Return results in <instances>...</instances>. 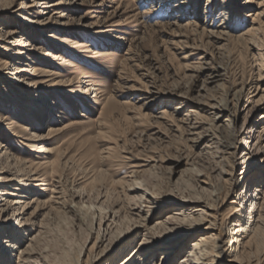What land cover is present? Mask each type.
<instances>
[{"label": "rangeland", "instance_id": "1", "mask_svg": "<svg viewBox=\"0 0 264 264\" xmlns=\"http://www.w3.org/2000/svg\"><path fill=\"white\" fill-rule=\"evenodd\" d=\"M161 1L0 0V35L4 40L14 35L10 43L0 41V143L11 159L1 168L21 182L29 168L39 171L40 181L24 188L29 194L10 186L5 191L27 198L15 197L18 201L33 199L41 207L46 203L34 248L40 264H77L82 259L89 264L96 222L88 214H72L71 204L101 202L106 212L122 208L125 215L144 202L141 192H131L139 182L170 201L190 195L205 199L217 214L236 208L243 214L238 197L250 188L248 181L263 173L264 153L256 154L255 138L264 103H257L248 87L249 103L237 108L231 93L249 77L258 78L254 59L259 58L257 47L264 52V32L253 41L245 33L254 24L249 12H258L257 3L264 0H228L235 38L227 43H218L207 31L223 21L222 0L210 7L209 16L205 11L210 1L198 0V15L188 10L190 15L178 22L172 17L176 0H166V7ZM201 66L224 70L222 84L208 83L205 91ZM15 67L25 69L20 82L12 80ZM223 99H230L235 115L217 124L220 142L205 151L206 142L192 141V134L209 127L207 105ZM228 120L236 122V131ZM190 121L196 129L191 130ZM230 142L236 150L228 147ZM180 160L191 164L182 178L175 174ZM58 198L62 202L55 205ZM171 209L157 207L146 225L165 219ZM133 225L128 219L121 229ZM143 233L141 229L130 246ZM33 234L16 232L17 244L28 247ZM193 241H184V250ZM257 243L259 247L243 254L246 263L263 257L264 233ZM236 249L220 264H235L229 259ZM182 252L170 264H178Z\"/></svg>", "mask_w": 264, "mask_h": 264}, {"label": "bare ground", "instance_id": "2", "mask_svg": "<svg viewBox=\"0 0 264 264\" xmlns=\"http://www.w3.org/2000/svg\"><path fill=\"white\" fill-rule=\"evenodd\" d=\"M147 1L149 2L150 0ZM208 1H210V4L205 11L207 14L206 16L212 14L210 7L213 6L214 8L218 5L216 0ZM245 1L249 3L251 0ZM197 2L198 0H176L172 17L175 18L176 22L182 21L185 16L190 15L186 13L188 10L198 15L196 10ZM161 3L165 5V7L168 4L166 0H162ZM228 3V0L221 1L222 14L224 16L222 23L218 24V26L214 24L217 28L216 30H207L211 37L215 38L218 43L222 41L227 43L229 40L235 38L230 33V30L233 28V18L231 15L229 16L231 12L228 14L226 11L230 9V5H227ZM257 4L259 8L258 12L253 13V10L248 14V16H253L254 18V24L250 30L245 33V35L252 37L250 41H253V37H258L264 32V1ZM50 6L55 5L49 4L47 7ZM241 36H237L236 38L239 39ZM4 38L5 35H0V41L10 43L14 40V35L9 36L5 40ZM241 39H243V37ZM262 51V48L257 47L259 58L257 60V57L254 59V63L257 65L256 67H258V78L253 81L252 78L249 77L247 82H243L240 90H235L231 93V97L235 100L237 108L241 107L242 109V106L246 107V105H243L245 102L249 103V100L246 99L249 94L248 87L249 89H253L255 97L258 96L256 102L259 104L262 102L264 103V52ZM51 57L55 60L61 59L59 55H51ZM14 70L15 71L12 73V80L20 82L21 76H19V73L23 72L25 69L15 67ZM198 71L206 76L204 81L205 91L207 90L206 85L208 83L219 86L225 79L223 74L224 70L222 71L220 67L201 66ZM250 80L251 82H249ZM207 111L212 117V122L209 124V127L204 128L202 132L192 134L195 136L192 141L196 143L206 142L203 148L205 151L218 145L220 142L218 133L221 125L217 124L222 121L224 117L235 115L231 111L230 99L218 100L215 101V103L208 104ZM239 111L240 109L238 112ZM228 121V127L236 131V122ZM261 121L255 138L256 154L264 153V114L261 116ZM190 122L192 123V121ZM196 127V123L190 125L191 130L196 129ZM23 130L25 131V129ZM239 132L241 133L240 130ZM234 142H230L228 147L236 150L237 146ZM10 161L11 159L8 157L7 152H5V148L2 143H0V264H12V262L13 264H40L37 260L38 253H36V249L34 248L36 247L35 243L39 239V235L42 233L41 230L44 227L42 220L39 221L38 218L42 215V209L46 206V203L41 207L38 203L33 201V199L18 201L15 197H19L20 199L27 198L24 195L8 194L7 191H5L6 187L10 186V189L29 194V191H26L24 188L32 186V184H28V182L34 183L40 181L39 171L32 169V167L29 168L25 182H21L18 178L7 177L10 176L8 173L9 170L1 168V165L9 164L11 163ZM14 162L15 164H20L19 160H14ZM190 165L188 160H180L176 166V177L182 178L187 171H190ZM41 166L43 165H37L36 167L38 168ZM262 171L263 173L254 178V180L247 182L250 188H245L238 197V199L243 202V210L241 211L243 214L239 213L240 208L233 209L222 215L217 214L216 208L205 202V199L201 200L190 195L181 194L179 197H176L175 200L170 201L147 191L139 182L135 183L136 186L131 192H141L144 196V202L134 208L131 207L129 213L125 215L122 213V208L112 211L109 210L110 213L106 212L105 210H108V208L101 202L96 205L88 204V206H86L82 203L83 201H81L82 204H71L69 209L72 210V214H88L90 221L93 223L96 222V226L92 229L94 235L92 243L94 246L90 250L91 255L88 259L89 264H157L154 260L159 254H161L160 264H170L180 251L183 252L177 260L178 264H220L222 262V257L232 254L234 248L236 249V245L237 249L235 255L232 259H229V261L235 264H251V262L246 263L244 261L243 254L248 253L254 247H259L257 241L259 237L262 236V233H264V185L260 186L258 184L261 183L260 181H264V170ZM8 183L10 185H8ZM203 183L206 185L205 182ZM53 199L52 197L51 201ZM58 199L60 201L54 200L56 201L54 203L55 205H59L62 202V198ZM169 205L173 206L174 209H171L165 219L157 221L151 227L146 225L148 221H151L154 209L160 206L166 208ZM28 210H32L33 212L28 214ZM31 217L37 218V220L31 219ZM133 217L140 218L145 223H139V221ZM128 219L132 220L134 225L130 229L122 230V225ZM193 219H196L198 222H190V220ZM140 228L144 231L142 237L137 238L135 244L130 246V241L134 239L136 235L140 234ZM158 228L163 229L164 233H155V230H158ZM10 229L15 231V233L11 235L9 233ZM26 231H34V234L29 237L30 245L28 247L25 245L20 246L17 244L19 238L16 236V232L26 233ZM190 239L194 241L184 250V241ZM118 251L120 253L119 256L114 257ZM263 259L264 255L262 258L258 259L255 264H262ZM76 263L82 264L83 259Z\"/></svg>", "mask_w": 264, "mask_h": 264}]
</instances>
